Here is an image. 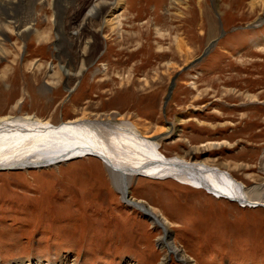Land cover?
Wrapping results in <instances>:
<instances>
[{
    "label": "rangeland",
    "instance_id": "rangeland-1",
    "mask_svg": "<svg viewBox=\"0 0 264 264\" xmlns=\"http://www.w3.org/2000/svg\"><path fill=\"white\" fill-rule=\"evenodd\" d=\"M84 1L57 0L66 30L84 31L78 52L92 58L76 89L68 90L76 77L57 58L53 8L41 3L34 17L49 38L38 41L33 32L6 41L0 116L35 114L55 124L123 117L145 135L161 136L167 156L228 170L264 201V7L250 0H128L114 29L100 28L97 17L82 25L76 6ZM67 61L72 73L82 64ZM112 181L95 156L0 169V264H264L263 206L170 178H132L130 198L152 207L164 229L126 203Z\"/></svg>",
    "mask_w": 264,
    "mask_h": 264
},
{
    "label": "bare ground",
    "instance_id": "bare-ground-1",
    "mask_svg": "<svg viewBox=\"0 0 264 264\" xmlns=\"http://www.w3.org/2000/svg\"><path fill=\"white\" fill-rule=\"evenodd\" d=\"M127 1L86 0L76 6L79 10L76 12L84 16L82 25H87L90 19L97 17L100 19V28L108 26L117 29L122 23V12ZM173 1L179 3L182 0ZM44 2L53 8L52 21L59 40L56 44L57 58L61 60L62 68L69 78L76 77L74 83L68 86V90L72 91L76 89L80 76L92 58H86L88 54L85 49L81 53L78 52L80 45L77 43L83 39L84 31L81 28L70 32L66 30L59 18L61 15L57 0H0V60L3 61L8 56L10 48L6 41L10 39L11 34L25 39L35 32L38 41L49 38V34L38 27V20L34 17L39 4ZM249 3L251 7H264V0H250ZM85 44L88 48L89 41ZM177 44L181 50H187L188 46L182 38H177ZM75 46L77 49L73 56L74 52L71 50ZM22 47L21 45L20 49ZM66 58L70 59L68 61L81 59L82 64L75 73L71 72L74 66H70L72 69L69 70L66 62H63L67 61ZM160 137L145 135L135 122L123 117L118 120L77 117L55 124L35 114L16 116L8 113L0 116V169L41 168L81 157H98L104 161L106 168L108 167L113 185L119 190L123 200L140 209L151 221L164 229L166 223L151 210L152 207L148 208L146 203L130 198L129 184L132 178H170L237 204H264L263 200L251 198L246 184L236 179L228 170L204 161L167 156L161 150ZM164 236L161 243L166 245L167 234ZM162 264H165V261Z\"/></svg>",
    "mask_w": 264,
    "mask_h": 264
},
{
    "label": "water",
    "instance_id": "water-1",
    "mask_svg": "<svg viewBox=\"0 0 264 264\" xmlns=\"http://www.w3.org/2000/svg\"><path fill=\"white\" fill-rule=\"evenodd\" d=\"M209 52V48H207V50L205 51V53L203 54L204 56L203 57H205V55H207V53ZM203 57H201V58H199V59H202ZM198 59V60H199ZM189 67H186L185 69H188ZM173 87V86H172ZM213 194H214V192H213ZM245 205V204H244ZM252 205H255L254 203H252V204H247V206H252Z\"/></svg>",
    "mask_w": 264,
    "mask_h": 264
}]
</instances>
